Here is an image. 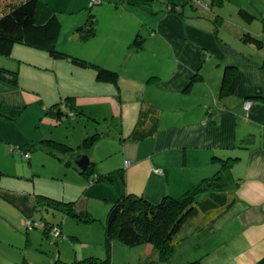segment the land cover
<instances>
[{
    "label": "crops",
    "instance_id": "obj_1",
    "mask_svg": "<svg viewBox=\"0 0 264 264\" xmlns=\"http://www.w3.org/2000/svg\"><path fill=\"white\" fill-rule=\"evenodd\" d=\"M118 1V5H103L95 9L93 6L88 8L84 3L79 7V10H84L78 13L76 18L69 15L65 21H62V17L58 14L61 28L66 26L69 39L68 42L56 46H59L57 48L61 51L118 72L116 58L117 63L107 64L94 54L98 49L104 46L106 48V45L116 41L121 45L119 48L125 47L124 50H127V53L130 50L141 55L139 59H135L136 63L148 62L144 64L146 66L131 70L129 77L119 76L116 83L100 81L96 79L93 67H80L68 58H53L45 50H43L44 53L36 52L32 48L16 46V44L7 59L0 57V65L16 70L18 76V86L0 80V102L7 106L20 107L19 116L26 110L28 104L38 102L37 114L43 111L45 120L57 124L61 119L58 120L51 113L50 107L70 98L73 116L87 117L96 124L102 121L103 127L109 131L101 132L88 150L81 148L67 154H54L37 147V141L46 137L35 127H30L32 135L30 137L26 134L20 135L19 139L24 141L18 142V147L25 146L22 150L29 155L9 149L7 153L5 149H2L0 152L1 175L4 174L2 157L3 160L13 157L12 159L16 162H19L18 158H21V163L30 165V167L27 166L26 175L19 176L28 178V174L32 172V164L34 163V167L39 169L45 168L48 162L46 155H51L80 175L76 177L78 184H71V186L67 184L69 186L67 188L66 182H63L60 194L48 189V186L54 183L49 181L48 175L44 176L46 177L44 180L50 183L43 187H36V178L33 176L32 187L35 190L33 196L28 193L30 186L27 184L23 185L19 191L20 195L17 196L2 187L0 192L15 199L14 202L22 207L20 208L23 214L27 216L25 214L27 213L31 218L34 211L40 210L32 206L36 196L74 201L77 208L87 210L94 217L86 203L81 198L73 196L87 181L99 182L98 187L101 193H104L101 195L106 200V202L101 201L103 210L125 192L141 194L149 201L157 202L165 195L176 196L199 179L211 175L219 166V161L213 159L214 156L219 158L234 156L237 159L232 166L233 183L229 189L230 193L235 195L234 205L215 221L206 237L202 234L197 237L204 242L203 256H198L199 258L188 256L190 260H184L200 259L201 263L198 264H253L264 255V70H260L257 64L254 66L251 63H239L235 57L226 56L215 38L212 22H206L204 17L191 8L186 11L187 16H184V7L182 15L167 11V8L172 5L178 11L181 9L176 2H169L162 10L151 11L149 20L135 10L130 13V21L124 20L120 23L115 19L119 8H132L125 5V0ZM260 1L264 6V0ZM46 2L49 4V0ZM241 4L255 14L260 10L253 5H245L244 2ZM49 5L57 12L61 10L54 4ZM71 5L73 1L68 6L72 13ZM133 9L136 8L133 7ZM90 12L95 16L96 31L89 38L81 40L76 28L85 23ZM148 23H151L149 26L152 29H146L142 47L132 48L130 45L135 33L143 34L139 27L148 26ZM243 27L249 31L253 30L249 25L241 26L240 29ZM216 32L218 33V28ZM220 38L226 41L221 36ZM92 46L93 50H90ZM146 47H149V50ZM145 49L147 55L143 54ZM144 57H147L149 61H146ZM212 62L215 63L214 72L207 67ZM229 62L237 64L240 72L239 83L235 92L227 98L223 99L217 93L220 101L215 103V95L218 91L214 89L215 84L220 81L222 69ZM127 63H129L128 68L133 69L130 67L133 64L129 62L128 57L124 58L121 64H124L126 68ZM193 75H196V78L191 81ZM256 85L262 88L261 93H254ZM251 94L263 97L254 99L250 109L246 111L244 98ZM144 102H150L157 108L158 129L152 137L132 141L128 137L136 124L139 110ZM67 115H63L62 118ZM19 116L12 121L18 120ZM38 117L42 118L41 115ZM246 120L253 128H257L258 133H250L246 138H242L243 135L241 137L240 135L243 133H240V130L243 132L245 128L243 123ZM0 122L3 124L4 120L0 118ZM6 123L9 124L6 130L14 128L11 130L18 131L19 126L10 121ZM96 131L98 130L94 132ZM88 134L90 133H86L85 136ZM108 136H112L113 140H105ZM116 137L117 140H114ZM112 142L113 144L115 142L114 150L111 149ZM246 142L251 146L246 147L244 145ZM6 144L9 145L8 142ZM96 145H101L97 149L103 151V155H96ZM115 149L118 150L116 154L118 157L113 162L108 165L99 164V160H104L101 158L111 156L113 152H116ZM37 152L45 153V156ZM82 153L88 157L89 164L93 163L94 171L90 174H82L76 164ZM77 154L80 156L76 159L74 157ZM100 174L106 176L109 183L103 179L97 180ZM50 176L52 179L62 177L58 172L53 173V171H50ZM104 186L110 195L105 194L108 192L103 191ZM24 198H29V201ZM216 233L220 235L219 240H213ZM210 237L212 241L209 242ZM99 245L101 246L96 251L87 249L94 254L86 253L87 255L83 256L77 253L75 258L104 256L103 241ZM120 245L117 240L112 243L111 264H115L116 254L120 251L128 253L118 258V261H121L119 264H130L129 260L132 261V259L129 256L126 257L130 251ZM135 249L132 252L136 262L140 256L152 253V246L149 243L136 246ZM24 260L33 264L22 251L14 255L1 254L0 256V264H21ZM173 263L168 260L159 264Z\"/></svg>",
    "mask_w": 264,
    "mask_h": 264
},
{
    "label": "rangeland",
    "instance_id": "obj_2",
    "mask_svg": "<svg viewBox=\"0 0 264 264\" xmlns=\"http://www.w3.org/2000/svg\"><path fill=\"white\" fill-rule=\"evenodd\" d=\"M71 1H73V5H71L73 10L72 13L68 9V6ZM118 2V0H49V4H54L56 5V7L61 8V10H58V14L62 17V21H65L69 15H71L73 18H76V15L84 10H79L80 5H83L84 3H86L85 5L87 7L93 6L95 9V7H100L103 5L115 6V4L118 5ZM137 2L138 3L131 4L128 2V0H125V5L130 6L132 9L119 8L118 15L115 17V19L118 20L120 23L124 20L130 21L131 11L135 12V10H138L143 17L145 16L149 20V17H151L152 12H157L160 9L162 10V8L165 7L169 2H176L179 6L183 5V7L185 8L184 16H187L186 11H189L190 6H192L196 13L205 18L206 22H212L214 29L218 28L219 35L223 39H225L230 45L232 44V47L236 48L237 50L239 49V51H243V53L245 54L250 53L251 59L254 61V63H251L252 65L255 66L256 64H260L264 61V6L260 0H222L221 3L215 1L213 5L211 4L210 0H200L199 2L197 0H137ZM243 2L245 3V5H253L260 9L258 12H256V14L252 12L256 15L255 18L250 23L245 24L247 26L249 25L250 29H253L252 31H250L252 35H255V37L262 40L263 46L261 48H258L255 44L251 43L244 45L239 41V37L244 32V27L241 29L240 27L244 26V24L242 20L237 16V12L239 8L246 9L241 4ZM133 7L136 9H133ZM149 25H151V23H148V26L142 25V27H139L141 29L140 32H143V34L140 33L141 35H146V29H152V27ZM65 27L66 26H62L60 36L57 39L58 43L56 42V45L68 42L69 37L67 36V30ZM76 42H79V40H76ZM16 46L32 48V50H36V52L44 53L42 49L30 47L22 43H16ZM93 46L90 47V50H93ZM106 46V48L104 46V48L98 49L94 54L98 55L99 58L103 60V62L105 61V63L107 64L117 63V61L115 62L116 58L118 60L116 70H118L119 76L129 77L132 73L131 70H136L138 67H142L144 64L148 63H136L135 59H139L141 55L136 54V52H130V50L128 51V54L127 50H124L125 47L122 46V49L119 48V46L121 45H119L116 41H112L110 45ZM146 49L149 50V47H146ZM146 49L143 53L144 55H147ZM0 57L7 59L8 56L0 55ZM126 57H128L129 62L133 64L130 66L133 69L128 68L129 63L126 64V68L124 64H121L123 63V59ZM144 58L146 59V61H149L147 57ZM214 64L215 63L212 62L211 65H207V67L211 68V71L213 72L215 70L213 66ZM211 76L213 77L212 74ZM219 83L220 81L216 82L214 87L215 90H218ZM217 93L218 91L215 95V103H218V101H220L217 98ZM221 98L224 99L227 98V96ZM244 102L251 103L249 107H246V111H248L252 103L254 102V99L246 98ZM37 106L38 102L28 104L26 106V110L19 116V119L16 121H12L0 116V118L4 120L3 124L0 122V152L2 151V149H5V151L8 153V149L10 150V148L13 147V152L21 151L29 155L28 152L23 151L20 147H18V142L23 143L24 141L23 139H19L20 135L26 134L29 137L30 135H32L30 132V127H35V129L39 130L40 133L42 132L43 136L45 137L53 138L56 140L58 139L59 141H63L68 145L72 146H77V144L83 140V137L86 133H92L96 129L100 131V133H107L108 131L103 127L102 121L100 122V124H96L95 121H91L87 117L73 116L67 111L68 109H64L68 113L67 117L65 116L64 118H62L57 124L53 122H48V120H45L46 116H44L43 111L37 114ZM39 115L42 116L41 119H39ZM9 121L14 125L19 126L18 131L11 130L14 128H9V130H6V126L9 125L6 122ZM248 123H250L248 120L244 121L243 125L245 128L243 132L242 130H240V133H243L240 135V137L243 135L242 138H246V136H248L250 133H258L257 128H253V126L249 125ZM102 137H104V135ZM105 140L111 141L113 140V138L112 136H108ZM114 140H117V137L114 138ZM7 142L9 143V145L6 144ZM103 142L104 139L102 143ZM9 146L11 147L9 148ZM100 146L101 145H96V155H103L104 153L103 151L97 149ZM114 146L115 142L114 144L112 142V150H114ZM115 151L116 152H113L111 156L107 158H101L104 160H99V164L108 165L110 162H113V160L118 157V155H116L118 150L115 149ZM37 154H42L43 156H45V153L37 152ZM82 154L86 155L85 153ZM46 156H48V162L47 164H45L46 169H39L37 167H34L35 164L33 163L31 166L32 172L28 174V178H26V176L19 177L20 175H26V169L28 166L27 164L21 163V158H18L20 160L19 162H16L14 159H12L13 157L8 156L9 158L7 160H3L2 157V168L4 170V174H2L0 177V187L5 188L6 191L17 196L20 195L19 191L22 189L23 185L27 184L30 186V190L28 193L30 194V196H33V194L35 193V190L32 187L34 182L32 180L33 176L36 178V187H43L47 183H50L49 181H53L54 183H51L48 186V189L52 192L60 194L62 193L61 185L63 184V182H66L67 188L69 187L68 185L71 186V184H78V182L76 181V177H79L80 175L77 172L61 164L56 157L51 155ZM23 162H26V160H23ZM28 167H30V165ZM50 171H53V173L58 172L60 176L62 175V177L52 179L50 176ZM45 175H48L47 177L49 178V181L44 180L46 178L44 177ZM103 181L109 183V181H107L106 179H103ZM232 183L229 188H231ZM98 186L99 182L91 183L87 181L83 183V186H81L82 188H79V190H77V192L73 194L74 197L76 196L78 198H81L86 203L88 209L94 215V220H92L91 222L78 221L58 209L49 207H47V209L46 207H43L41 208V210H36L33 212L32 218H26L21 209L17 207L14 202L0 194V256L1 254L5 256L14 255L15 253H19L20 251H22V253L25 254L26 258L33 264H53L56 259L60 260V262H58L57 264H63V262L73 260L76 257L75 255H77V253L78 255L79 253H81L83 256L87 255L88 253H91L87 249H89L90 251L98 250L99 246H101L99 245V243H102L103 241L102 224L105 220L106 213L110 207L108 206L105 210H103V205L101 201L103 200L104 202H106V200H104V197L102 196L104 193H101V189ZM103 191H107L108 193L105 194L110 195V192L108 191L106 186H104ZM199 198L202 199L203 196H200ZM28 199L29 198H24V200L29 201ZM233 205L234 203L231 205V207ZM228 209L220 213L219 215L208 216L207 218L198 213L193 214V226L191 230L187 229L186 231L187 234H190L178 243L169 260L173 261V264H180L183 263L185 260H190L188 256L191 258H199L198 256L202 257L203 252H205V249L202 246L204 242L202 241V239L197 238L198 236H200V232L196 234H193L192 232L196 229L201 228L204 225H212L211 227H213L215 221L220 218L223 213L228 211ZM44 219H47L50 223L53 224L50 226L51 229H49V232L47 233H44V231L42 230ZM186 227L187 226L185 225L184 228ZM208 231L204 233L201 232L203 237H206ZM183 233H185V230L183 231ZM214 239H220L219 233H216L215 236H213V240ZM210 241H212L211 237L209 238V242ZM117 242H119V244H121L125 248V250L130 251V254H128L126 257L129 256L130 259H132V261L129 260L130 264H135L136 258H134L135 256L132 252L135 247H128L120 241ZM127 253L128 252L126 251H120L119 253H117V256L115 257V264L121 263V261H118V258L122 257L123 255H126Z\"/></svg>",
    "mask_w": 264,
    "mask_h": 264
},
{
    "label": "trees",
    "instance_id": "obj_3",
    "mask_svg": "<svg viewBox=\"0 0 264 264\" xmlns=\"http://www.w3.org/2000/svg\"><path fill=\"white\" fill-rule=\"evenodd\" d=\"M197 1L199 2L200 0ZM215 1L218 3L222 2V0H210L212 5ZM128 2L131 4L138 3L137 0H128ZM180 8L178 11L172 5L167 8V11H173L182 15L183 5ZM190 8L194 10L192 6ZM237 16L247 26L245 23H250L256 15L244 8H239ZM95 26V16L90 12L85 23L76 28L79 37L87 39L92 36L96 31ZM60 29L61 21L58 12L44 0H0V55L9 56L13 46L16 43H22L30 47L45 50L53 58H68L77 66L93 67L97 80L112 83L117 82L119 77L117 71L59 50L56 42ZM216 31L217 28L215 29V38L226 56L235 57L239 63L254 62L250 54H245L232 47L228 42L222 40ZM239 39L244 45L251 43L255 44L258 48L263 46L262 40L252 35L247 28L244 29ZM143 42V35L137 32L130 46L134 49H140ZM257 67L260 70H264V61L257 64ZM195 78L196 75H193L191 81ZM0 80L10 85L18 86L16 70L1 65ZM239 80L240 72L237 64L235 62L226 63L221 73L218 96L232 95L237 88ZM261 97L263 96L251 94L247 95L244 99ZM72 108L71 99L66 98L52 105L50 111L60 120L63 115L68 114L64 109H68L67 111L72 113ZM20 113V107H11L0 102V116L14 120ZM158 121L159 114L157 108L150 102H144L139 110L136 124L128 138L132 141H140L152 137L158 129ZM100 135L101 133L98 131L86 135L76 148L49 137L37 141L36 144L38 148L46 149L54 154H67L75 149H89ZM244 145L246 147L251 146L248 142ZM30 146H34V144H30ZM20 148L24 149L25 146H20ZM79 156L80 154H77L74 158L77 159ZM213 159L220 161L218 168L211 175L199 179L176 196L165 195L159 201L151 202L141 194L131 192L120 194L111 203L102 224L105 255L102 257L86 256L81 259L74 258L71 261L63 262V264H111V248L115 240L122 242L128 247H136L144 243L152 245L153 253L140 256L136 264H159L168 261L176 245L190 234H187L186 231L187 229L191 230L193 226V214L198 213L206 218L208 216L219 215L230 208L235 202V195L229 193V187L233 181L232 164L237 157L219 158L214 156ZM92 171H94L93 163L90 162L85 170H81V173L90 174ZM106 178V176L100 174L96 179L101 180ZM0 194L12 202L15 201V199L7 194L2 192ZM200 196H203V198L200 199ZM14 203L17 207H21L16 202ZM32 206L34 209L40 210L43 207H46V209L47 207L58 209L78 221L91 222L94 220V217L87 210L77 208L74 201H62L46 196H36L32 202ZM23 211L25 210L23 209ZM25 214L27 215L26 218L30 217L29 214ZM43 221L42 230L44 233H47L53 224L47 219ZM185 225L187 226L186 228H184ZM204 226L191 232L193 234L200 232L201 234V232L204 233L212 228V225H207V228ZM184 230L185 233H183ZM58 262L60 260L56 259L53 264H57ZM196 263H201L200 259L185 261L181 264ZM21 264L29 263L24 260ZM253 264H264V255Z\"/></svg>",
    "mask_w": 264,
    "mask_h": 264
},
{
    "label": "water",
    "instance_id": "obj_4",
    "mask_svg": "<svg viewBox=\"0 0 264 264\" xmlns=\"http://www.w3.org/2000/svg\"><path fill=\"white\" fill-rule=\"evenodd\" d=\"M261 93L262 88L260 86L254 87V93ZM77 166L80 170H85L89 166V159L86 155H81L80 158L76 161Z\"/></svg>",
    "mask_w": 264,
    "mask_h": 264
},
{
    "label": "built area",
    "instance_id": "obj_5",
    "mask_svg": "<svg viewBox=\"0 0 264 264\" xmlns=\"http://www.w3.org/2000/svg\"><path fill=\"white\" fill-rule=\"evenodd\" d=\"M250 104H251L250 102H246V103H245V108H246V107H249ZM69 113H71V112H69ZM10 150L13 151V150H14L13 147H11Z\"/></svg>",
    "mask_w": 264,
    "mask_h": 264
}]
</instances>
